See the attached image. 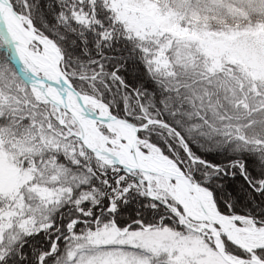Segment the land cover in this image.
I'll return each instance as SVG.
<instances>
[{
    "label": "snow or ice",
    "instance_id": "snow-or-ice-1",
    "mask_svg": "<svg viewBox=\"0 0 264 264\" xmlns=\"http://www.w3.org/2000/svg\"><path fill=\"white\" fill-rule=\"evenodd\" d=\"M0 264H264V0H0Z\"/></svg>",
    "mask_w": 264,
    "mask_h": 264
}]
</instances>
